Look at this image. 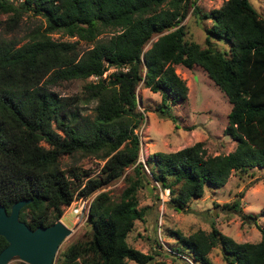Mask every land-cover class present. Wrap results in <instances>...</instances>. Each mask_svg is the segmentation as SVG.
Masks as SVG:
<instances>
[{"label": "trees", "instance_id": "1", "mask_svg": "<svg viewBox=\"0 0 264 264\" xmlns=\"http://www.w3.org/2000/svg\"><path fill=\"white\" fill-rule=\"evenodd\" d=\"M190 6L197 17L211 21L205 26L203 46L185 37L182 20ZM10 10L12 24L30 10L43 17L44 25H36L20 43L0 37V202L9 210L16 199L31 197L19 217L32 227L47 224L62 215L76 190L77 195H88L122 175L126 166L133 170V175L125 176L127 184L118 198L107 190L95 192L87 214L88 236L70 242L53 264L151 260L153 254L126 239L135 218L144 213L137 188L145 179V167L160 186L169 187L167 201L176 209L200 196L206 186L223 185L233 170L264 167V15L251 0H223L209 10H201L196 0H0V11ZM106 28L114 31L97 38ZM55 30L94 43L80 50L78 38H54ZM211 38L227 42L228 48L214 46ZM175 63L201 65L226 94L231 106L223 130L235 141L232 149L211 154L202 140H196L138 158L136 127L143 114L137 107L136 87L141 83L159 91V113L175 118L171 104L184 101L188 90ZM109 67L113 68L102 75ZM91 74L97 77L85 83L95 100L90 118L73 108L75 95H61L52 85ZM76 150L100 156L103 162L94 176L74 171L73 186L59 157ZM227 205L242 221L259 214L243 211L239 198ZM260 213L264 214V205ZM260 231L258 240L240 241L214 222L208 231L174 230L179 240L175 249L179 254L187 251L200 264H213L208 251L218 244L228 264H264L263 226ZM6 243L0 234V249Z\"/></svg>", "mask_w": 264, "mask_h": 264}, {"label": "rangeland", "instance_id": "2", "mask_svg": "<svg viewBox=\"0 0 264 264\" xmlns=\"http://www.w3.org/2000/svg\"><path fill=\"white\" fill-rule=\"evenodd\" d=\"M223 0H196L201 10H209L221 4ZM261 15H264V0H251ZM13 11H0V37L14 38L19 43L27 40L36 25H44L40 14L30 10L23 11L15 24L9 19ZM182 22L185 27V37L205 45V26L210 25L209 18L197 17L191 6ZM113 28H106L97 34V38L112 33ZM157 34H153L155 38ZM51 36L60 39H77V35H68L61 30L51 32ZM212 44L218 48H228L227 42L211 38ZM94 43V40L78 38V46L83 50ZM149 41L145 44L148 46ZM176 72L185 79L188 90L187 97L182 102L171 104L175 118L161 115L157 105L161 101L159 91H152L138 83L136 87L137 107L143 117L136 131L140 138L138 158L144 160L147 154L154 150H174L196 140H202L208 153L226 152L232 149L235 141L224 133L227 122V112L230 109L226 94L208 76L205 69L195 63L187 67L175 63ZM113 67L106 69L102 75ZM96 75L85 78L72 77L61 79L52 88L61 95L74 96L75 106L81 116L93 114L95 100L90 98L85 83L95 80ZM83 121V119H82ZM52 125H55L54 120ZM58 130V129H57ZM46 144L45 141H41ZM103 159L95 154H84L80 150L72 153H62L59 164L71 178V184L77 185L73 172L78 171L81 176L87 171L90 176L100 173ZM146 176L143 184L137 188L138 205L144 207L140 218H135L132 228L128 231V243L142 251L150 252L153 257L147 264H200L188 256L187 251L179 254L175 249L179 240L174 233L178 230L189 234L198 228L210 230L211 223L231 235L236 240H258L261 237L260 227H264V214L260 209L264 205V167L253 166L246 171L233 170L226 182L219 187L206 186L200 196H193L176 209L167 200L162 201L158 195L160 184L145 167ZM126 175H133L131 166H126L122 175L101 186L100 190H107L112 198H118L122 188L127 184ZM86 178L84 175L83 180ZM235 198L240 199V207L245 212L259 213L255 219L242 221L239 212L228 206ZM72 231L60 242L54 261L61 256L66 246L74 241L86 238L91 229L87 215L77 218L67 207L63 206V213L59 217ZM254 220V221H253ZM213 264H228L222 257L218 244L208 251ZM17 257L11 258L6 264H18ZM133 262V261H132Z\"/></svg>", "mask_w": 264, "mask_h": 264}, {"label": "water", "instance_id": "3", "mask_svg": "<svg viewBox=\"0 0 264 264\" xmlns=\"http://www.w3.org/2000/svg\"><path fill=\"white\" fill-rule=\"evenodd\" d=\"M30 200L31 197L18 198L9 210L0 202V234L7 240L0 249V264L13 257L20 264H53L60 242L72 231L60 218L47 224L28 225L19 217V210Z\"/></svg>", "mask_w": 264, "mask_h": 264}, {"label": "built area", "instance_id": "4", "mask_svg": "<svg viewBox=\"0 0 264 264\" xmlns=\"http://www.w3.org/2000/svg\"><path fill=\"white\" fill-rule=\"evenodd\" d=\"M100 188H97L96 190H94L93 192H91L88 195H83V194L77 195V190H76V192L73 196V199L70 201V203L66 204L65 206L67 207V209L70 212L75 214V216H77V218H81L84 215L86 216L88 214L90 201H91L93 195L95 194V192L100 190ZM158 195L162 201L167 200L169 198V195H170L169 187L168 186H164V187L159 186Z\"/></svg>", "mask_w": 264, "mask_h": 264}]
</instances>
